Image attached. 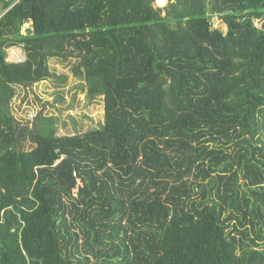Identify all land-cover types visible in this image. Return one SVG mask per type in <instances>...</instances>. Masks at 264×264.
I'll return each mask as SVG.
<instances>
[{"label":"trees","instance_id":"1","mask_svg":"<svg viewBox=\"0 0 264 264\" xmlns=\"http://www.w3.org/2000/svg\"><path fill=\"white\" fill-rule=\"evenodd\" d=\"M255 20L264 0H0V264H264ZM55 58L101 127L13 114Z\"/></svg>","mask_w":264,"mask_h":264},{"label":"rangeland","instance_id":"2","mask_svg":"<svg viewBox=\"0 0 264 264\" xmlns=\"http://www.w3.org/2000/svg\"><path fill=\"white\" fill-rule=\"evenodd\" d=\"M262 23L264 21L255 20V25L259 27H263ZM213 26L224 32L227 30V26L218 18H215ZM30 27L31 23H27L22 31ZM9 50L10 54H16L9 59L23 58L22 49L14 47ZM51 64L58 77H52L35 85L32 93H28L27 99H23L27 91L21 89L11 103L15 117L26 123L31 119L26 110L29 104L33 103L34 114L41 109L46 114H54L58 135H72L101 127L105 120L104 98L89 97L86 81L72 74L70 62L55 58L51 60ZM37 96L41 99L38 100Z\"/></svg>","mask_w":264,"mask_h":264},{"label":"built area","instance_id":"3","mask_svg":"<svg viewBox=\"0 0 264 264\" xmlns=\"http://www.w3.org/2000/svg\"><path fill=\"white\" fill-rule=\"evenodd\" d=\"M168 1L169 0H154V5L158 6V7H164L167 5ZM30 116H32V115H30Z\"/></svg>","mask_w":264,"mask_h":264},{"label":"crops","instance_id":"4","mask_svg":"<svg viewBox=\"0 0 264 264\" xmlns=\"http://www.w3.org/2000/svg\"><path fill=\"white\" fill-rule=\"evenodd\" d=\"M20 49H21V48H20ZM9 51H10V50H8V58H10V56H11V57H12V56H13V57L16 56V54H12V53L10 54ZM9 60H12V59H9ZM14 60H15V59H14Z\"/></svg>","mask_w":264,"mask_h":264}]
</instances>
